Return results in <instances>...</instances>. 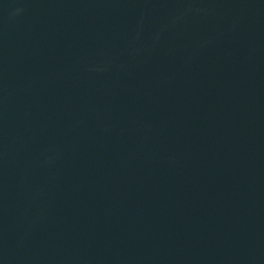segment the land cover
Returning <instances> with one entry per match:
<instances>
[{"label": "water", "instance_id": "1", "mask_svg": "<svg viewBox=\"0 0 264 264\" xmlns=\"http://www.w3.org/2000/svg\"><path fill=\"white\" fill-rule=\"evenodd\" d=\"M0 264H264V0H0Z\"/></svg>", "mask_w": 264, "mask_h": 264}]
</instances>
